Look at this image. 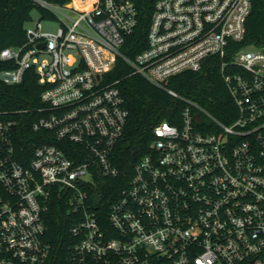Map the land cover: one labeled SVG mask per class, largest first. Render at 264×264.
<instances>
[{
	"label": "built area",
	"instance_id": "obj_1",
	"mask_svg": "<svg viewBox=\"0 0 264 264\" xmlns=\"http://www.w3.org/2000/svg\"><path fill=\"white\" fill-rule=\"evenodd\" d=\"M30 3L59 26L25 24V41L0 50L14 64L3 82L34 67L46 84L35 109L0 111V264H264V44L233 46L253 0H155L134 55L123 48L139 26L135 0ZM214 57L228 120L168 86ZM118 60L185 105L155 125L106 203L98 188L121 175L113 151L129 116L111 79ZM55 196L68 206L59 245L44 217Z\"/></svg>",
	"mask_w": 264,
	"mask_h": 264
},
{
	"label": "trees",
	"instance_id": "obj_2",
	"mask_svg": "<svg viewBox=\"0 0 264 264\" xmlns=\"http://www.w3.org/2000/svg\"><path fill=\"white\" fill-rule=\"evenodd\" d=\"M155 0H135L139 10V26L135 33L127 37L123 50L134 55L146 44V33L154 10ZM246 20L244 38L233 43L235 48L259 47L264 44V0H253ZM33 9L30 0H0V50L5 46L19 45L26 39L24 25ZM11 61L0 59V71L13 66ZM220 60L210 59L200 70H186L173 75L168 86L185 97L193 98L224 120H228L232 101L221 76ZM111 79L118 85L129 110L128 120L122 136L113 151V161L122 170L119 178L110 179L100 185L101 199L110 203L117 197L123 184L141 156L150 151V144L156 137L154 127L161 121L176 122L180 119L185 105L182 99L173 97L165 89L151 84L140 74L132 73L123 61L111 72ZM46 84L39 81L34 67L27 70L23 82L7 84L0 78V111H14L20 108L33 110L42 104L41 93ZM27 130L31 132V123ZM45 213L47 236L55 245L69 235L65 221L67 205L64 198L55 196Z\"/></svg>",
	"mask_w": 264,
	"mask_h": 264
},
{
	"label": "rangeland",
	"instance_id": "obj_3",
	"mask_svg": "<svg viewBox=\"0 0 264 264\" xmlns=\"http://www.w3.org/2000/svg\"><path fill=\"white\" fill-rule=\"evenodd\" d=\"M41 12L40 10L35 7L32 9L31 11V19H29L27 21V25H33L36 21L41 20L43 23V28L44 30H48V31H55L57 30L58 26H59V22L57 20H48L45 19L43 17H41Z\"/></svg>",
	"mask_w": 264,
	"mask_h": 264
},
{
	"label": "water",
	"instance_id": "obj_4",
	"mask_svg": "<svg viewBox=\"0 0 264 264\" xmlns=\"http://www.w3.org/2000/svg\"><path fill=\"white\" fill-rule=\"evenodd\" d=\"M44 45V42H42L39 46L41 47V46H43Z\"/></svg>",
	"mask_w": 264,
	"mask_h": 264
}]
</instances>
